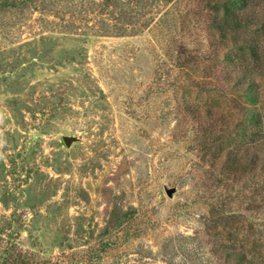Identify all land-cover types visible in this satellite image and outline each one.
Masks as SVG:
<instances>
[{"label":"rangeland","instance_id":"obj_1","mask_svg":"<svg viewBox=\"0 0 264 264\" xmlns=\"http://www.w3.org/2000/svg\"><path fill=\"white\" fill-rule=\"evenodd\" d=\"M208 20L203 0H0V264H264V78L220 87Z\"/></svg>","mask_w":264,"mask_h":264},{"label":"trees","instance_id":"obj_2","mask_svg":"<svg viewBox=\"0 0 264 264\" xmlns=\"http://www.w3.org/2000/svg\"><path fill=\"white\" fill-rule=\"evenodd\" d=\"M203 3L212 36L216 39L214 45L226 47V52H223L222 59L219 57L217 63L219 75L225 81L219 84L220 87L223 88L234 76L236 83L239 82L243 87L256 86V80L264 78V0H203ZM245 27L257 35L256 41L253 42L251 36L249 38ZM249 119L255 129L251 131L252 138L246 145V155L251 170L258 168L263 179L264 118L250 112ZM221 167L225 168L221 170L220 177L229 179L233 173L230 166L225 164Z\"/></svg>","mask_w":264,"mask_h":264},{"label":"water","instance_id":"obj_3","mask_svg":"<svg viewBox=\"0 0 264 264\" xmlns=\"http://www.w3.org/2000/svg\"><path fill=\"white\" fill-rule=\"evenodd\" d=\"M73 139H75L74 136H65L64 140L67 144H69ZM175 191V188H167L166 189V193L171 196L173 194V192Z\"/></svg>","mask_w":264,"mask_h":264}]
</instances>
